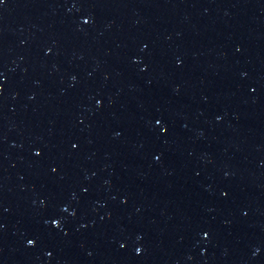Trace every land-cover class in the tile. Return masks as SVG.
Segmentation results:
<instances>
[{
    "label": "water",
    "instance_id": "obj_1",
    "mask_svg": "<svg viewBox=\"0 0 264 264\" xmlns=\"http://www.w3.org/2000/svg\"><path fill=\"white\" fill-rule=\"evenodd\" d=\"M0 264H264V0H0Z\"/></svg>",
    "mask_w": 264,
    "mask_h": 264
}]
</instances>
